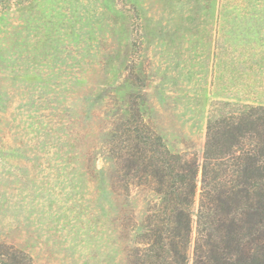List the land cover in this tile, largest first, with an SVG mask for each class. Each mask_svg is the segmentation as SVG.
I'll list each match as a JSON object with an SVG mask.
<instances>
[{"label": "rangeland", "instance_id": "1", "mask_svg": "<svg viewBox=\"0 0 264 264\" xmlns=\"http://www.w3.org/2000/svg\"><path fill=\"white\" fill-rule=\"evenodd\" d=\"M130 102L201 159L219 103L264 106V0H33L0 14L4 264H127L143 195L111 190ZM0 264H2L0 262Z\"/></svg>", "mask_w": 264, "mask_h": 264}, {"label": "trees", "instance_id": "2", "mask_svg": "<svg viewBox=\"0 0 264 264\" xmlns=\"http://www.w3.org/2000/svg\"><path fill=\"white\" fill-rule=\"evenodd\" d=\"M32 1L0 0V14ZM106 151L111 190L146 200L140 222L122 221L127 264H264V106L219 103L200 159L171 151L130 102Z\"/></svg>", "mask_w": 264, "mask_h": 264}]
</instances>
